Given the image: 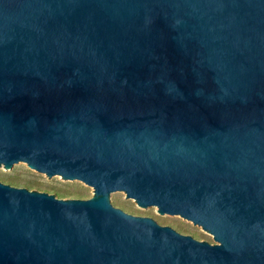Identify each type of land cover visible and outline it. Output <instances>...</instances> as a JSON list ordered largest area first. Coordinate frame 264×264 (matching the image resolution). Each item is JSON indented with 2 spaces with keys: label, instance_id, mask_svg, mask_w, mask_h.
<instances>
[{
  "label": "water",
  "instance_id": "95a60500",
  "mask_svg": "<svg viewBox=\"0 0 264 264\" xmlns=\"http://www.w3.org/2000/svg\"><path fill=\"white\" fill-rule=\"evenodd\" d=\"M29 167L97 198L0 181V264H264V0H0V171Z\"/></svg>",
  "mask_w": 264,
  "mask_h": 264
},
{
  "label": "rangeland",
  "instance_id": "374dc122",
  "mask_svg": "<svg viewBox=\"0 0 264 264\" xmlns=\"http://www.w3.org/2000/svg\"><path fill=\"white\" fill-rule=\"evenodd\" d=\"M0 181L5 184H18L14 187L27 188L35 192H46L64 200L97 198L93 188L89 186L70 181L54 183L46 175L38 173L32 167L11 172L0 171ZM116 207L136 216L151 217L160 225L170 226L182 234L193 236L199 241L217 244L209 232L193 223L187 220H173L169 215H162L159 211H145L134 200L128 199L126 195L116 197Z\"/></svg>",
  "mask_w": 264,
  "mask_h": 264
},
{
  "label": "trees",
  "instance_id": "16d2710c",
  "mask_svg": "<svg viewBox=\"0 0 264 264\" xmlns=\"http://www.w3.org/2000/svg\"><path fill=\"white\" fill-rule=\"evenodd\" d=\"M7 184L12 185V186L14 185L18 186V184H14V183H7Z\"/></svg>",
  "mask_w": 264,
  "mask_h": 264
}]
</instances>
